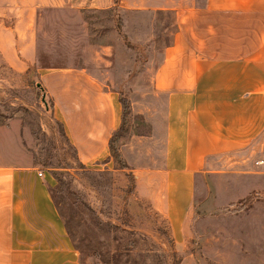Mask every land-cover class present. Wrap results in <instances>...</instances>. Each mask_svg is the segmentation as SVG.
Segmentation results:
<instances>
[{"label":"rangeland","instance_id":"1","mask_svg":"<svg viewBox=\"0 0 264 264\" xmlns=\"http://www.w3.org/2000/svg\"><path fill=\"white\" fill-rule=\"evenodd\" d=\"M6 2L0 4V161L47 172L69 238L80 251L79 264H264L263 200L232 211L227 203L245 192L223 189L225 179L208 177L175 240L167 218L136 192L129 169L116 168L113 159L80 162L37 71L83 68L104 88L118 91L129 101L130 114L114 146L137 165L152 155L160 160L163 102L154 95L152 78L171 41L173 12L122 8L116 16L87 7L85 0ZM5 26L12 36L5 35ZM19 32L26 41L33 36L36 62L27 68L11 67V54L3 50L15 41L12 49H18ZM93 251L97 257L87 255Z\"/></svg>","mask_w":264,"mask_h":264},{"label":"crops","instance_id":"2","mask_svg":"<svg viewBox=\"0 0 264 264\" xmlns=\"http://www.w3.org/2000/svg\"><path fill=\"white\" fill-rule=\"evenodd\" d=\"M85 3L98 9L113 6V0ZM188 5L182 0H121L126 10L155 6L174 15L171 41L152 78L154 95L163 102L162 155L141 165L123 157L134 164L129 170L136 192L167 218L175 240L208 177L225 179L223 189L264 197V0ZM8 28L5 35L12 36ZM24 37L19 32L18 49L11 46L16 41L4 43L11 67L36 62L33 36ZM37 71L80 162L112 163L109 140L121 123L120 93L104 88L83 68ZM51 185L47 172L33 164L0 161V264H79L50 196Z\"/></svg>","mask_w":264,"mask_h":264},{"label":"trees","instance_id":"3","mask_svg":"<svg viewBox=\"0 0 264 264\" xmlns=\"http://www.w3.org/2000/svg\"><path fill=\"white\" fill-rule=\"evenodd\" d=\"M119 9H122L121 8V0H113V6L111 8H109V10L114 15L118 16V14H119L118 10ZM119 100H120V104L122 106V118H121L120 126L112 133V135L110 137V140H109V151H110V157L116 163V168H118V169H130V167L127 165L124 157L121 155L119 150L113 144L115 138L117 137V135L123 129V126L126 123V119L129 116V114H130V103H129V101L125 97H123L121 94H120ZM49 193H50L52 201H53V203H54V205H55V207L57 209V203L55 202V198H54V188L51 187V186H49ZM256 200H263L264 201V197H261V195H259L258 192H250L247 195H245L244 197H241L238 200L229 203L228 207H231L232 211H240V210H243L246 207L250 206ZM57 211H58V213H59V215H60V217H61V219H62V221H63V223L65 225V228L67 230L66 222L62 218V215H61V213L59 212L58 209H57ZM67 233H68V230H67ZM75 249H76L77 252L79 251L78 248H75ZM87 255L89 257H97L98 253L96 251H93L91 253H88ZM80 264H82L81 261H80Z\"/></svg>","mask_w":264,"mask_h":264},{"label":"built area","instance_id":"4","mask_svg":"<svg viewBox=\"0 0 264 264\" xmlns=\"http://www.w3.org/2000/svg\"><path fill=\"white\" fill-rule=\"evenodd\" d=\"M38 176H43V173L41 171L38 172Z\"/></svg>","mask_w":264,"mask_h":264}]
</instances>
